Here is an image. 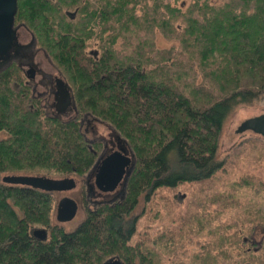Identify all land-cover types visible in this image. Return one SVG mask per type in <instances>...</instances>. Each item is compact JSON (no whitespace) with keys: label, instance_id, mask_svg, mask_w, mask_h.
I'll list each match as a JSON object with an SVG mask.
<instances>
[{"label":"trees","instance_id":"obj_1","mask_svg":"<svg viewBox=\"0 0 264 264\" xmlns=\"http://www.w3.org/2000/svg\"><path fill=\"white\" fill-rule=\"evenodd\" d=\"M16 2L14 23L67 82L72 115L41 106L16 63L4 66L0 177L84 172L94 155L78 128L83 114L125 139L134 167L122 199L85 209L69 230L51 222L53 193L0 180V258L14 248L22 254L25 243L36 264H100L110 256L123 264H264V197L253 204L240 191L247 179L222 177L225 190L186 199L180 225L132 237L139 217H157L149 204L156 190L194 184L197 191L227 170L230 161L217 157L226 117L264 105V0ZM140 199L147 205L134 213ZM257 225L259 244L244 240ZM36 227L44 239L32 236ZM193 236L200 243L192 247Z\"/></svg>","mask_w":264,"mask_h":264},{"label":"rangeland","instance_id":"obj_2","mask_svg":"<svg viewBox=\"0 0 264 264\" xmlns=\"http://www.w3.org/2000/svg\"><path fill=\"white\" fill-rule=\"evenodd\" d=\"M17 33L19 36V41H29L30 34L27 30L24 29V27L18 26ZM33 61L37 63L44 72L57 73V70L51 60L46 55H43L41 51H38L33 55ZM37 90L41 91V88L37 87ZM263 107V103L241 106L234 109L231 113L228 114L222 125V129L218 137L217 148V157L219 159H224L226 157L230 161V165L227 167V170H223L222 172L216 174L213 179V183H207L200 189V186H198L197 191H195L197 186H195L194 184H179L169 191L156 190L149 204L152 209L158 211V215L155 219H144L143 217H139L136 224V232L132 236L133 239H135V236L139 231H147L149 235H153L156 231H164V229L166 230V227L168 229L177 227L178 224L180 225V222L183 221V212H181L180 210L183 206H185L187 198L190 197L189 200L194 201L198 196L218 194L220 190H225L227 188V184H230L233 180L242 184V182L247 179L248 182H246L245 184L248 185V188L244 189L243 187H239L240 191L244 192V194H247L253 204L261 200L263 201L264 137L255 136L248 131L241 134L234 133L235 127L242 119L264 112ZM71 115L72 112H69L67 115H63L62 118L67 119ZM95 126L99 133L106 134L107 130L105 125L96 123ZM222 177H225L227 179L230 178L226 182L227 184L225 186L219 185V183H222L223 181H221ZM212 184L217 188L212 189V187H215ZM210 185L212 186L210 187ZM76 190L77 187L74 190L61 194L68 195L75 192ZM61 194H57L56 200L60 197ZM53 200L55 203L54 197ZM143 205L145 204H143L140 199L137 207L134 210V213L141 211L140 209ZM206 205L212 210L215 209L216 206L214 203H206ZM85 206L86 204H80V207H78L75 216L71 220L63 223L55 221L52 214V224L59 225L65 230L73 228L82 220L83 216L85 215ZM201 211L203 213H207V210ZM261 231L262 229L257 225L249 234H253L255 240H258L261 237ZM193 239L194 240L191 243L192 247L197 245L199 242L196 236H193ZM22 247V254H18L14 248L11 250V252L2 255L0 258V264H36L37 262H39V257L37 254L33 252L32 255L29 254L30 252L28 251V249H31L30 244L24 243L22 244Z\"/></svg>","mask_w":264,"mask_h":264},{"label":"flooded vegetation","instance_id":"obj_3","mask_svg":"<svg viewBox=\"0 0 264 264\" xmlns=\"http://www.w3.org/2000/svg\"><path fill=\"white\" fill-rule=\"evenodd\" d=\"M14 25H17V27H24V29L27 30L22 23H14ZM16 37L17 41L22 46H18L14 49V51H11V56L7 60H0V70L7 64L15 62L24 76L23 84L29 87L32 94H35L36 97H39V100L42 103L41 106L46 109H49V111L52 112L55 116L65 115L68 112L72 111V104L69 105V107L63 112H57L54 108V92L57 89L55 79H64L58 73V71L57 73L44 72L38 66V64L33 61V55L36 52L41 51L43 55H45V53L36 46L34 41L30 42L31 34L28 42H21L19 41V36L16 28ZM37 87H40L41 91H38ZM96 123L105 125L107 130L106 134H102L97 131L95 126ZM78 128L80 129L83 138L88 143V146L94 155V159L92 164L84 172L79 174L75 171H72L71 173L61 176L72 178L74 181V186L66 191L52 192L54 194L53 197L55 198V203L59 198L63 196L71 198L76 203L77 209L78 207H80V204H86L85 209H94L98 204L101 203H107L111 205L115 202H118L124 196L128 177L134 167V157L125 139L122 138L115 131H113L107 124L101 122L100 120H97L94 117L87 116L86 114H83L79 117ZM252 134L258 137H263L255 133ZM109 156L112 157L113 161H116L120 156H128L131 162L128 165H125L122 170H119L116 166H113L112 170L109 169L110 171H108V174L104 176V178L101 179L100 183L98 184L101 187L113 186L112 183L115 184L112 190L104 191L102 189H99L98 185H96L95 176L97 169L95 165L99 164L101 160ZM76 187L77 190L71 194H61L74 190ZM57 194L61 195L56 200ZM52 214L55 221H57L55 218L56 213L54 209L52 211ZM243 239L248 240L250 242L254 241L256 244H259L260 240V238L258 240H255L253 234L245 235L243 236Z\"/></svg>","mask_w":264,"mask_h":264},{"label":"water","instance_id":"obj_4","mask_svg":"<svg viewBox=\"0 0 264 264\" xmlns=\"http://www.w3.org/2000/svg\"><path fill=\"white\" fill-rule=\"evenodd\" d=\"M16 8V0H0V60H7L11 56V51H14L18 46H22L17 41V25H14ZM71 14H74V11ZM33 41L34 37L31 36L30 42ZM55 81L57 89L54 92L53 106L57 112H63L69 105L73 104L72 97L69 92V86L64 80L56 78ZM245 131H251L264 137V112L242 119L234 129V133ZM130 162L128 156H120L116 161H113L110 156L101 160L99 164L95 165L97 169L95 179L98 188L104 191L112 190L115 183H112L113 186L108 187H101L98 183L108 174V171L112 170L113 166L122 170ZM0 180L6 184L29 186L49 193L66 191L74 186V181L70 177H50L40 174H5L0 177ZM76 210V203L67 196L59 198L54 204L55 218L58 222L72 219ZM31 234L34 238L44 239L46 237V230L36 227L31 230ZM100 264L123 263L117 256H110Z\"/></svg>","mask_w":264,"mask_h":264}]
</instances>
